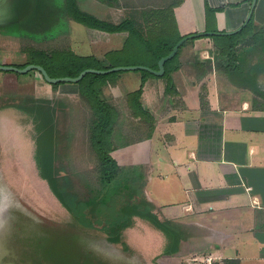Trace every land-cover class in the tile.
Masks as SVG:
<instances>
[{
    "label": "rangeland",
    "instance_id": "1",
    "mask_svg": "<svg viewBox=\"0 0 264 264\" xmlns=\"http://www.w3.org/2000/svg\"><path fill=\"white\" fill-rule=\"evenodd\" d=\"M179 1L78 0L79 7L83 11L92 13L100 19L115 24L126 18L132 19L143 37L151 42L146 45L144 40L139 36H133L129 31L110 33L76 21L66 7V0H53L54 4L59 3L60 7L48 20L43 19L40 10H34L37 5L36 0H3L0 7V64L24 67L25 64L31 63L30 61L33 60L36 53L43 51L53 62L49 65L50 68L55 70H63L61 64L64 63H68V70L75 69L72 67L71 60L74 61L77 58L79 62L82 61L80 66H84V59L90 57L96 58L106 65H145L156 68V53L149 51V48L160 52L156 42L161 37L170 36L172 41L179 39L178 27L174 22L172 9L173 5ZM207 21L209 31H225V29H219L214 15L210 16ZM250 35L239 38L231 53H228L227 49L218 44L213 47L210 54L199 49L196 53L202 61L201 70L215 73L210 77L202 75L201 78L197 79L195 88H190L186 83V90L188 91L179 92L180 96L176 100H179L180 104L183 102V105H186L194 97L201 104H206L210 96L211 85L215 83L216 79L224 78L226 81L227 79L232 80L252 88L255 92L254 106L264 107V89L258 85L264 87V61L250 67L247 73L245 59L242 61L239 58H248L250 52L255 50L256 44L264 41L262 28L255 27ZM206 37L187 39L180 46L179 53L186 54L190 51L189 47L194 48L197 39ZM230 38L229 35L224 34L212 37L221 44L228 43L226 41H230ZM70 64L71 66H69ZM142 74L151 78H162L158 75L149 74L144 69L119 70L110 73L104 80L106 82L102 79L97 80L95 87L100 86L103 82L100 97L104 102L114 106L108 98L110 87L105 84L123 75L126 79L122 86L126 92L131 91L137 88V76ZM77 84L76 82H64L58 86H53L36 69L27 73L0 69V106H4L0 107V114L10 110L7 114L15 118L22 111L20 113L15 112L14 108L17 105H27L28 107L25 106L21 110L26 109L32 116L34 112V115L41 117L44 121V128L40 134L34 135L35 141H30V145L33 147L32 153L37 152V155L35 157L29 156L31 159L29 167H34L32 172L34 176L48 177V181L45 180L48 186L45 192L41 189L40 193L34 194L32 192L34 189H30L27 194L20 195L13 187L16 185L15 182H11L2 170L4 155L1 144L0 182H4L7 189L13 191L15 200L18 201L19 197L35 212L31 213L32 216H30L26 212L22 214L20 209L17 211L22 219V228H26V232L34 231L33 235L36 237L37 231L45 230L44 233L48 234L47 236L50 238L46 245L47 250L53 241L56 242L59 235L57 231L63 233V236L60 234V239L63 240V245L67 246L65 247L67 252L69 249L71 251L63 257L60 256L61 264H114L116 256L109 255L105 253V250L100 251L98 246L91 245L95 240L108 239L109 237L115 238L109 239L113 246L130 253L129 256L134 255L136 257L135 260L137 261L131 260V264H147L143 254L133 250L138 246L134 245L133 247L129 244L133 237L129 234L126 226L136 225L139 219L138 215L135 218L132 216L131 220L124 227L122 226L124 231L118 235L116 232L110 235L113 233L114 230H111L116 223L129 216L125 210L127 202L140 200L138 197L150 202L147 198L149 195L146 193L144 178L148 173L147 168L121 165L118 159V153L120 154L118 149L122 148L123 144L122 134L124 141L130 142L133 141L134 137H146L153 125V121L147 113L141 111L133 102L136 92L140 88L143 91V87L141 86L131 94L125 93L126 96L122 100H124L126 112H121L115 106L118 116L112 135H106L108 136L107 150L118 162L122 171H119L118 179L106 182L102 175V163L93 147L91 138L96 114L92 105L81 94ZM112 93L114 98L122 96V93L119 94L117 89H114ZM37 98L54 101L57 110L50 109V117H46L49 115L44 116L45 113L40 116L38 112L44 108L32 102ZM161 105H158L157 108L167 111V108H163L164 105ZM15 125V123L12 124V126ZM3 137H7V135H3ZM6 158L11 161L8 164L10 176H18L19 174L26 176L25 171L22 172L21 170L23 164L17 155L6 156ZM59 158L62 159V164L58 170L60 177L52 172L55 168L52 161L54 162ZM131 168L135 169L134 183V173ZM129 183L130 185H128ZM149 208L150 211L153 210V207L149 206ZM143 219L149 223L152 222L146 217ZM82 221L92 227H86ZM170 225L171 229L178 232L177 226H174L172 222ZM119 258H117L118 261L121 260L130 264L123 256ZM54 261L58 262L56 259Z\"/></svg>",
    "mask_w": 264,
    "mask_h": 264
},
{
    "label": "crops",
    "instance_id": "2",
    "mask_svg": "<svg viewBox=\"0 0 264 264\" xmlns=\"http://www.w3.org/2000/svg\"><path fill=\"white\" fill-rule=\"evenodd\" d=\"M251 1L180 0L172 8L177 34L209 31L207 20L212 15L219 29L236 30L247 21ZM207 3L225 9L208 16ZM235 3L240 5L230 6ZM252 16L254 28L264 31V0H258ZM217 44L212 37L200 38L186 54L180 52L177 68L171 73V90L168 78L143 74L136 75L137 88L131 91L122 86L123 75L105 84L110 87L108 98L121 112H126L125 93L142 86V108L154 120L150 136L147 133L125 142L122 134V148L118 149L121 165L147 168L144 178L148 203L153 207L150 212L178 227V232H167L139 216L136 225L126 228L133 237L129 244L138 246L133 250L141 252L147 264H209L207 257L212 258L211 264H264V107L254 106L252 88L224 78L211 85L206 104L194 97L186 105L176 100L186 90V83L195 88L202 75L215 73L201 70L196 52L203 49L210 54ZM114 89L122 96L114 98ZM160 104L167 111L158 109ZM22 108H14L22 111L15 118L7 114L10 110L0 114L2 170L20 195L27 194L15 181L22 175H9L11 161L6 156L17 155L26 173L22 176L26 187L34 189V194L41 189L45 192L48 177L42 175L41 180L32 174L34 167H29V156L37 155L32 153L30 141L40 134L44 121ZM151 232L157 246L148 251L145 242Z\"/></svg>",
    "mask_w": 264,
    "mask_h": 264
},
{
    "label": "trees",
    "instance_id": "3",
    "mask_svg": "<svg viewBox=\"0 0 264 264\" xmlns=\"http://www.w3.org/2000/svg\"><path fill=\"white\" fill-rule=\"evenodd\" d=\"M36 3H37V5H36L34 10H37V9L40 10V13H41V16L43 17V19H47V20L50 19V17H52V15L54 14V12L56 10H58L60 7V4L56 3V2H55L56 4H54L53 0H36ZM207 4H208L207 5L208 6V16L211 15V11L216 12V11H221V10L225 9V6L213 8L209 5V3H207ZM238 5H240V3L230 4V6H238ZM66 7L69 10V12L71 13L72 17L76 21L82 22V23L86 24L87 26H90L91 28L99 29L102 31L110 32V33H121L123 31H129L133 36H135V37L139 36L142 40H144L146 42V45H149L151 43L149 40H147L143 37L142 33L139 31V29H137L135 22L132 19L126 18L117 24L103 20V19H100L99 17L93 15L92 13L83 11L79 7L78 0H66ZM207 30H209V29H207ZM252 30H254V16H252L250 18V20L242 26V29L240 31H238L235 34L229 35L231 38H230V41H226L228 43L221 44L218 42V45L219 46L221 45L223 48L227 49L228 53H231L232 49L235 47V43L237 42V40L242 36H247L249 33L253 32ZM218 35H220V34H218ZM184 36H186V35H179V37H178L179 39H177V41H172L170 36L159 38L157 40L156 44H157L158 48H160V52H156L151 47L149 48V51L156 53L157 65L155 66L156 67L155 69L158 68V63H159L160 58L169 54L172 51L175 44ZM202 36L214 37L216 35H200L197 37H202ZM36 54L33 57V60L30 62L31 63L34 62V63H38V64L43 65L47 69L49 74L53 77L77 76L81 73V71H83L86 68L96 67L97 69H108V68L115 66L112 64L111 65L103 64L98 59L90 57V58L84 59V61H85V62L83 61L85 63L84 66H80L82 61L79 62L77 60L78 59L77 58V59H74V61L71 60L73 63L72 67H75V69H69L68 70L67 69V68H69L67 66L68 63H64V64H61L64 71L62 69L55 70V69L50 68L49 65L53 64V62L50 59V57H48L47 54L43 53V51L38 52ZM178 56H179V51L177 52V54L172 59H170L166 62V71H165L163 76H159V77H165V78H168L169 80H171V73L177 68V66L175 65V61L177 60ZM239 58L242 59V61L245 59L247 73H248L250 67H254V66H256V64L262 63L264 61V41H261V42L256 44L255 50L250 52V56L248 58H246V57H243V58L239 57ZM25 65H27V64H25ZM69 66H71V64ZM145 71L148 72L149 74L151 73L152 75H155L151 71H148V70H145ZM110 73H112V72H110ZM110 73H106V74L88 73L78 82L79 90H80L81 94L84 97H86V99L92 105L93 110L96 114V117L93 121L91 138H92L93 147L95 148L96 152L98 153L100 161L102 163V173H103L102 175L104 176L106 182L107 181L111 182V181L118 179L119 178L118 175L120 174L119 171H122V168L120 167L118 162L114 159V157L111 154L108 153V150H107V148H108V145H107L108 136L112 135L111 133L113 132V127L117 121L118 112H117V109L115 108V106H112L108 102H104L101 99L100 92H101V85L103 82H101L100 86L95 87V84L98 82L97 80L102 79L104 81L105 78H107ZM90 74L92 76H88ZM104 82H106V81H104ZM248 82L250 83V81H248ZM62 83H64V82H58V83H52V84L55 86H58ZM172 88H173V86L171 85V81H170V83L168 85V89L171 90ZM258 90H261V89H258ZM142 93H143L142 88H140L136 92L133 102H134V105L137 104L136 106L138 108H140L141 111L146 113V111H144V109L142 108L140 102H138ZM29 100H32V99H29ZM32 102L35 104H39L44 108V109H42V111L39 110L40 116L43 115V113H45L44 116L49 115L46 117H50L51 112L49 110L50 109L55 110L57 108V106L55 105L56 103L54 101L48 100V99H34V100H32ZM25 106L28 107L27 105H24L23 108H25ZM152 121L154 122L153 119H152ZM152 130H153V128L151 127V129L148 131V134H149L148 136H150V134L152 133ZM106 135H108V136H106ZM52 163L55 167L54 170H52L53 174L56 173V175L60 177V173L58 170H59V166L62 164V159H60V158L56 159V160H54V162L52 161ZM132 172L134 173V176H133V183H134V178H135V169L134 168L132 169ZM61 182H62V179H61ZM128 185H130V183ZM138 198L140 200H137L135 202H129V203L127 202L125 204V210L127 211V214L129 216L125 217L122 220H120L119 222H117L115 227H113V229L111 230V231L114 230L113 233H110L111 231L109 232L110 235L114 234V232H116V234L118 235L120 232L124 231L123 227L131 220V217L134 214L150 219L153 223H155L159 228L163 229L164 231L171 232L173 230V229H171V225H170L171 222H169V221H163L162 222V221L156 219V217L150 212L149 203L146 202L145 199H143V198H140V197H138ZM82 222L84 223V225H86V227H88V228L92 227V226H89L87 223H85V221H82ZM126 227H129V225ZM103 231L108 232L106 230H103ZM152 235H153V241H152V244H153L155 236L153 233H152ZM155 246H157V244H153L152 249H154Z\"/></svg>",
    "mask_w": 264,
    "mask_h": 264
},
{
    "label": "water",
    "instance_id": "4",
    "mask_svg": "<svg viewBox=\"0 0 264 264\" xmlns=\"http://www.w3.org/2000/svg\"><path fill=\"white\" fill-rule=\"evenodd\" d=\"M2 1L3 0H0V7L2 6L1 5ZM257 2H258V0L252 1L250 14L248 16L247 21L244 24H246L250 20L252 13L254 11V8L256 7ZM242 26L236 30H233V31H204V32H198V33H191V34L184 36L175 44V46L173 47L172 51L169 54L160 58L157 69L149 67V66H145V65L115 66V67H111L108 69L86 68L77 76H59V77L51 76L49 74V72L47 71V69L43 65L38 64V63H30L24 67H19V66L11 65V64H0V69L6 70V71H16V72H20V73H27L30 70L36 69L39 72H41L42 75L44 76V78L47 81H49L50 83H58V82H76V83H78L88 73L106 74V73H110V72H114V71L127 70V69H130V70L145 69V70L151 71L155 75L163 76L165 71H166V62L168 60L172 59L177 54L180 46L187 39L194 38V37H197L200 35H205V34H207V35H218V34L232 35V34L237 33L239 30H241ZM258 85L261 89H264V87H261L260 84H258ZM1 189H2V193H1V200L2 201H0V251H2L3 247L6 246L8 243H10V246H11V244L14 241H16L17 232H19V233L21 232V229H19V228H21V225H23V224L21 222L22 219L19 217V213H17V211L20 209V210H22V214L26 212L30 216H32L31 213H35L34 211H32V209L28 205H26L18 197V195H17V197L19 200L18 201L15 200L13 198V194H12L13 191H10L9 189H7L6 184L4 182H0V190ZM11 212H13V213H11ZM18 224H19V227H18ZM12 225H14L15 228H12L11 227ZM44 231L45 230L42 229L41 232L44 233ZM57 232L59 235H58L56 242L53 241L52 245L50 246V248L48 250L45 247V250H46L45 255L50 256V257H52L51 255H55V257H56L55 259L58 262L54 261V264H61L60 263L61 262L60 256L63 257L67 253H70L69 251H71V250L69 249L67 252V250H66L67 248H65L67 246L63 245L64 244L62 242L63 240L60 239L61 235L63 236V233L61 234L59 231H57ZM46 235H48V234H46ZM109 239L113 240L115 238H112V237H109L108 239L106 238V240L111 242ZM62 245H63V247H62ZM66 245H68V244H66ZM98 249L100 251H103V249L99 246H98ZM117 250L122 252L121 249L117 248ZM105 253H107L109 255L111 254L109 252H105ZM113 256H116L118 259H120L119 258L120 256H118V254L113 255ZM117 258H116V260H114L115 261L114 264L122 263V261L121 260L118 261ZM80 262H81V260H80Z\"/></svg>",
    "mask_w": 264,
    "mask_h": 264
},
{
    "label": "bare ground",
    "instance_id": "5",
    "mask_svg": "<svg viewBox=\"0 0 264 264\" xmlns=\"http://www.w3.org/2000/svg\"><path fill=\"white\" fill-rule=\"evenodd\" d=\"M264 86V85H263ZM16 183L20 186V188H23L26 192H29L30 190L26 187V184L23 180V177L21 176L18 180H15ZM1 193L2 189L0 190V201L1 200ZM13 213V212H11ZM23 225H21V232H17V238L16 241H14L11 246L10 243H8L6 246L3 247V250L0 251V264H54V260L56 257L55 255L46 256L44 253L45 247L50 240V238L43 232L37 231L36 237L33 235L34 231H27L26 228H22ZM12 228H15L14 225L11 226ZM19 227V224H18ZM151 235L147 236L148 241L145 242L147 245L148 251H150V248H153V235L152 232ZM92 246H99L106 252L111 253L112 255L123 256L127 259V261L130 263L135 260L136 257L129 256L130 253H127L122 250L120 252L117 250L115 246H113L108 240L106 239H100L95 240L94 243H91ZM114 252V253H113ZM119 264H127L125 261H122V263ZM131 264V263H130Z\"/></svg>",
    "mask_w": 264,
    "mask_h": 264
},
{
    "label": "built area",
    "instance_id": "6",
    "mask_svg": "<svg viewBox=\"0 0 264 264\" xmlns=\"http://www.w3.org/2000/svg\"><path fill=\"white\" fill-rule=\"evenodd\" d=\"M205 260L209 261V264H211V262H212V258L211 257H207Z\"/></svg>",
    "mask_w": 264,
    "mask_h": 264
}]
</instances>
